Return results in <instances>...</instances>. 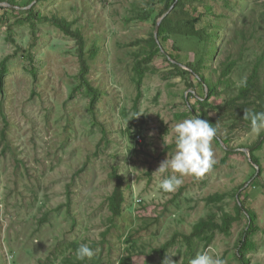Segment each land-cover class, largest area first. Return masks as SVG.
<instances>
[{
  "label": "rangeland",
  "instance_id": "rangeland-1",
  "mask_svg": "<svg viewBox=\"0 0 264 264\" xmlns=\"http://www.w3.org/2000/svg\"><path fill=\"white\" fill-rule=\"evenodd\" d=\"M147 1L19 0L14 11L0 8V63L8 58L0 89V264H78L80 243L94 249L85 264H118L132 244L131 264H162L169 254L175 264H190L205 250L226 264H242L237 250L248 224L245 211L228 232L217 230L210 245L183 236L201 218L213 215L221 223L225 212L236 216L239 201L258 216L248 264H264V130L253 133L228 110L198 102L207 86L171 64V56L184 69L197 60L184 36L159 40L162 52L150 64L156 71H147L138 87L134 65L163 17L162 4ZM33 6L35 27L25 13ZM167 14L174 22L200 17L198 28L210 31L217 25L215 56L201 74L217 84L234 63L227 92L236 94L264 55V0H183ZM54 16L83 34L89 80L99 90L94 108L92 96L78 88L79 40L57 27ZM260 79L264 84V62ZM229 80H222L210 102L223 104ZM205 112L218 125L216 164L164 192L163 177L153 173L174 150L172 128ZM258 141L263 173L257 179L260 167L250 147ZM120 178L123 211L111 220L108 198ZM216 193L226 197L209 202Z\"/></svg>",
  "mask_w": 264,
  "mask_h": 264
},
{
  "label": "trees",
  "instance_id": "trees-1",
  "mask_svg": "<svg viewBox=\"0 0 264 264\" xmlns=\"http://www.w3.org/2000/svg\"><path fill=\"white\" fill-rule=\"evenodd\" d=\"M36 0H29V4H32ZM41 1V0H37ZM146 1V0H145ZM154 2H160L162 4V8H160L159 17L161 18L165 14L168 13V11L172 8L178 7L182 4L183 0H150L147 1V5H151ZM7 4L6 6H3L1 4ZM138 6V4L136 3ZM19 6V0H0V8H5L8 10H16V8ZM172 8V9H173ZM27 13L26 20L30 21L32 27H35L34 19H37L38 12L36 11L35 6L29 8L25 11ZM147 15V14H146ZM148 16H145L143 19H146ZM49 20L48 17H45V20ZM51 20V19H50ZM199 18H190L186 19L182 22H174L170 15L167 14L161 21L159 31L156 35L153 33L151 40H150V47L147 50V53L145 55H141V57L138 56L136 63L134 65V72L137 75V85L140 87L142 85L145 73L147 71H156L155 68L151 67V63L153 58H155L156 55L162 52V47L159 45V40L162 41H168L171 37H185L186 39H191L193 43V48H195V51L197 53V60L193 62V66H188V69H184L182 64L174 57L171 56V64L179 69L183 75H196V78L199 80V82L204 83L207 86V94L204 95V97L199 99V103L204 107H214L219 109H225L228 110L227 113H231L232 116H234L235 121H237L239 124L240 122H243L246 127L251 130V121L245 120L244 114L245 109H248L252 112H260L264 111V84H261L260 79V73H261V67L263 66L264 62V55H262L259 60L255 63L252 73L250 76L242 83V85L239 87L238 92L235 94H229L227 92L228 88L231 86L232 82L229 80L230 74L233 72L234 69V63L227 64L225 68L223 69V72L221 74L220 80L217 84L210 82L205 76L201 74V70L206 67V61L211 59V53L213 52L212 58L215 56L216 51V38L218 36L219 29H217V25H215V29L210 31L209 28H198ZM53 23L59 27L62 31H64L68 35H73L74 37H77L79 40V62H80V71L78 74V88L84 89L87 94H89L91 97V108H94V103L98 99L99 90L90 82L89 80V73H90V65L85 57L84 53V37L83 34L79 29L72 30V22L67 20L66 18L54 16L52 18ZM156 26V22L154 23ZM211 32L214 34V45L212 46V43L210 42V34ZM180 48V47H179ZM97 54L96 49L92 51V57H95ZM8 59V58H7ZM7 59L3 60L0 63V89L2 90V84L4 81V76L8 71L6 61ZM223 79H227L225 93H228V97L223 101V104L221 105H215L210 102V98L216 93V90L218 89L219 84L222 83ZM191 85V84H190ZM139 89V88H138ZM140 91V90H139ZM193 96V93L190 94ZM142 96V92L140 91L137 95V102ZM189 113H194L193 110L189 111ZM186 115V114H185ZM200 118L208 120L210 123L213 124V126L217 127V121L215 117L207 115L206 112L202 115H199ZM234 123V122H233ZM219 130L217 131L218 134ZM216 134V135H217ZM263 141H258L257 144L250 147V157L254 164L258 165L260 167V171L255 175L256 178H260L263 173V168L260 164V160L258 156H256L255 151L258 148H261ZM229 151V150H228ZM254 176V178H255ZM257 183L253 184V187H257ZM244 185L242 186V188ZM250 187V185H249ZM261 188L264 189V183H261ZM241 194H239L240 198ZM226 197V194L216 193L209 198V202H221ZM124 202V195L122 190V179L117 183L116 188L114 189L111 196L108 198V205L109 209L112 213L113 220L114 217L121 216L122 215V204ZM237 208V214L234 216L231 213L225 212L222 216V222L218 223L217 220L214 218V216H208L205 218H201L198 220L192 227V231L189 235H183L188 240L197 239L203 242L205 245H210L212 241L215 238V233L217 230L221 232H228L229 228L231 227L233 221L238 220V216L242 213V211L246 212L247 218H248V224L243 232L242 240L240 242V245L237 250V254L240 256L242 260V264H248L249 260L247 259V252L249 250H255L256 244L252 240L253 237L256 235L258 231L257 226V220L258 216L256 212L253 209H249L246 207L243 201H239V203L236 206ZM177 235L172 238L171 241L167 242L165 244V248L170 245L171 243L175 242L177 239ZM132 237H129L127 242L131 243ZM130 252L125 256H122L118 264H131L134 253L136 250L134 249V244L131 245V247L128 249ZM70 260V259H69ZM71 261V260H70ZM85 260H79L78 264H85Z\"/></svg>",
  "mask_w": 264,
  "mask_h": 264
},
{
  "label": "clouds",
  "instance_id": "clouds-1",
  "mask_svg": "<svg viewBox=\"0 0 264 264\" xmlns=\"http://www.w3.org/2000/svg\"><path fill=\"white\" fill-rule=\"evenodd\" d=\"M243 118L251 121L253 133L264 130V111L252 112L245 109ZM217 131V127L208 120L200 118L199 114L175 124L172 128L174 150L171 156L168 153L166 159L161 161L158 169L153 173L154 176L159 174L163 177L159 181L160 189L164 192L175 191L183 184L184 177L202 176L216 164L212 141ZM164 144L168 146V141L165 139ZM93 256L94 249L88 243H80L75 250L77 260L82 261ZM172 257L173 255L170 254L166 256L162 264H175ZM190 264H226V261L218 254L212 255L209 250H205L198 252L190 260Z\"/></svg>",
  "mask_w": 264,
  "mask_h": 264
},
{
  "label": "water",
  "instance_id": "water-1",
  "mask_svg": "<svg viewBox=\"0 0 264 264\" xmlns=\"http://www.w3.org/2000/svg\"><path fill=\"white\" fill-rule=\"evenodd\" d=\"M173 8V6H172ZM172 8L168 11V13L172 10ZM167 14H165L156 24V29H155V35L157 37V34H158V31H159V27H160V24H161V21L163 20V18L166 16Z\"/></svg>",
  "mask_w": 264,
  "mask_h": 264
},
{
  "label": "built area",
  "instance_id": "built-area-1",
  "mask_svg": "<svg viewBox=\"0 0 264 264\" xmlns=\"http://www.w3.org/2000/svg\"><path fill=\"white\" fill-rule=\"evenodd\" d=\"M139 202L141 201V200H138Z\"/></svg>",
  "mask_w": 264,
  "mask_h": 264
}]
</instances>
